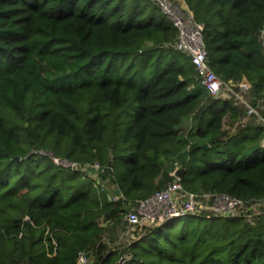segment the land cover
I'll use <instances>...</instances> for the list:
<instances>
[{
  "label": "trees",
  "instance_id": "1",
  "mask_svg": "<svg viewBox=\"0 0 264 264\" xmlns=\"http://www.w3.org/2000/svg\"><path fill=\"white\" fill-rule=\"evenodd\" d=\"M186 2L210 66L248 79L264 117V0ZM176 37L152 0H0V264H76L80 251L92 264H264V210L183 215L223 223L171 250L168 226L182 216L143 223L122 248L102 241L103 223H122L125 204L177 166L188 190L264 197V124L240 123L242 102L211 96ZM51 154L101 169L93 177Z\"/></svg>",
  "mask_w": 264,
  "mask_h": 264
},
{
  "label": "built area",
  "instance_id": "2",
  "mask_svg": "<svg viewBox=\"0 0 264 264\" xmlns=\"http://www.w3.org/2000/svg\"><path fill=\"white\" fill-rule=\"evenodd\" d=\"M177 29V37L174 47L187 52L198 72L200 82L213 97H232L244 104L246 115H256L264 124V117L258 107L251 104L249 93L251 82L245 77L238 81H225L210 66L208 62V49L203 38L204 23L195 19L193 11L189 8L186 0H152ZM264 38V29H263ZM264 138L262 139L263 143ZM51 157L57 164L69 166L88 175L96 177L101 164L98 161L81 165L67 158ZM178 168V166L176 167ZM91 170H94L91 171ZM176 170V169H175ZM175 170L171 173L175 175ZM176 176V175H175ZM122 193L109 194L112 200H119ZM121 223L126 245H128L143 223L158 224L167 219L186 214L219 215L224 217L253 214L264 210V197L245 200L227 192L221 191H194L188 190L182 184L178 176L168 181L166 185L153 192L151 195L135 200L130 203ZM127 257H122L124 262ZM17 264H28L20 262ZM76 264H92L90 256L85 251H80Z\"/></svg>",
  "mask_w": 264,
  "mask_h": 264
},
{
  "label": "rangeland",
  "instance_id": "3",
  "mask_svg": "<svg viewBox=\"0 0 264 264\" xmlns=\"http://www.w3.org/2000/svg\"><path fill=\"white\" fill-rule=\"evenodd\" d=\"M253 117L245 116L243 119L240 120V123H244L245 121H247L248 119L253 118ZM257 120H258V117H257ZM184 122H186V120ZM237 126L238 125L231 124V121L228 120V119H226L224 121V127L225 128H229L232 133L236 132ZM212 158L213 159H217L218 156L213 155ZM91 171L94 172V170H91ZM55 184L53 186H55ZM104 185L103 186L105 188H107V190L109 191V193L111 195H113V194H115L117 192L116 191L117 189L115 188L114 184H108V183L106 184V183H104ZM53 186L51 185L50 187H53ZM52 189L53 188H51V190ZM131 206L132 205H130V203H126L125 204V207H126L127 210L130 209ZM219 219L212 218V219L200 220L198 218L197 219H189V218H187L185 216L178 217V218L174 219L173 222L168 226V231H167L168 233L166 234V240L169 243V250H171L172 243H174L176 241L178 236H181V235H184V234L185 235H187V234L190 235V234H193V232H195L197 230H204V231L208 230V228H211L213 224L217 225L220 222L223 223V221L219 220ZM121 220H122V218H121ZM114 228H115L114 229L115 234H110L111 235L110 241L112 243V246L116 247L118 245H121L125 241V236L123 234L124 231L122 229V225H121L120 221L115 224ZM115 257H116L115 255H112L110 257V259L113 260V259H115Z\"/></svg>",
  "mask_w": 264,
  "mask_h": 264
},
{
  "label": "crops",
  "instance_id": "4",
  "mask_svg": "<svg viewBox=\"0 0 264 264\" xmlns=\"http://www.w3.org/2000/svg\"><path fill=\"white\" fill-rule=\"evenodd\" d=\"M262 143V142H261ZM263 145H264V140H263V143H262ZM115 186V185H114ZM117 192H119V190H116ZM131 203V202H130ZM122 221H123V219H122ZM105 226H108V228L104 231V233L102 234V241L104 242V243H106L107 245H109V246H112V243H111V241H110V239H111V235L110 234H115V231H114V227H112L111 225H110V223L108 222V221H105L104 223H103ZM114 232V233H113ZM54 244H56V241L54 240V242H53ZM125 243V241L120 245V247L119 246H117V247H119V248H122V247H124V244Z\"/></svg>",
  "mask_w": 264,
  "mask_h": 264
},
{
  "label": "water",
  "instance_id": "5",
  "mask_svg": "<svg viewBox=\"0 0 264 264\" xmlns=\"http://www.w3.org/2000/svg\"><path fill=\"white\" fill-rule=\"evenodd\" d=\"M203 146L207 148L208 147V143H204ZM185 170L186 169L184 167H178L175 170V175L178 176L179 178H182L184 176V174H185Z\"/></svg>",
  "mask_w": 264,
  "mask_h": 264
}]
</instances>
